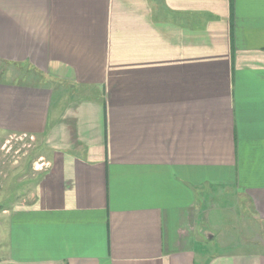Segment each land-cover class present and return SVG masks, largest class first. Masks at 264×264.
Listing matches in <instances>:
<instances>
[{
    "label": "crops",
    "instance_id": "crops-1",
    "mask_svg": "<svg viewBox=\"0 0 264 264\" xmlns=\"http://www.w3.org/2000/svg\"><path fill=\"white\" fill-rule=\"evenodd\" d=\"M0 136L45 152L0 264H264L218 237L264 223V0H0Z\"/></svg>",
    "mask_w": 264,
    "mask_h": 264
},
{
    "label": "rangeland",
    "instance_id": "rangeland-1",
    "mask_svg": "<svg viewBox=\"0 0 264 264\" xmlns=\"http://www.w3.org/2000/svg\"><path fill=\"white\" fill-rule=\"evenodd\" d=\"M37 141L0 136V220L4 216L3 210L10 209L25 195L29 186L35 184L36 175L45 167V152ZM218 203L233 207L223 213V227L219 228L218 237L222 233L228 234L232 238L230 248L235 250L264 252V223L251 218L247 211L244 213L231 197ZM212 212V216L216 213L220 216L217 208Z\"/></svg>",
    "mask_w": 264,
    "mask_h": 264
}]
</instances>
